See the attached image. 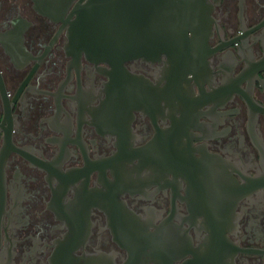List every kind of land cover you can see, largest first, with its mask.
<instances>
[{
  "label": "flooded vegetation",
  "instance_id": "flooded-vegetation-1",
  "mask_svg": "<svg viewBox=\"0 0 264 264\" xmlns=\"http://www.w3.org/2000/svg\"><path fill=\"white\" fill-rule=\"evenodd\" d=\"M207 1L0 0V264H264V0Z\"/></svg>",
  "mask_w": 264,
  "mask_h": 264
},
{
  "label": "water",
  "instance_id": "water-1",
  "mask_svg": "<svg viewBox=\"0 0 264 264\" xmlns=\"http://www.w3.org/2000/svg\"><path fill=\"white\" fill-rule=\"evenodd\" d=\"M150 1H154V2L156 1L158 3L164 4V8H159V10L173 11V18H172L173 24H170V28L173 29V35L175 40H177L176 38L179 39L181 38L182 35L187 34L188 31L190 32L191 35H198V34L202 35L207 33V23H205V25H202V23H196V22L194 23L192 21L189 23L187 22V19L196 20L198 13L200 20L204 21L205 15L203 14L202 10L203 7L205 9L206 5L208 4L207 0H150ZM85 6H83L82 10L86 9ZM207 11L208 9H206L205 11L206 15H207ZM85 14L86 11L83 12V15L81 16L83 18H81L82 20L78 22L79 23L78 27L84 28V34H85V30H87L88 31L87 35H89V32L91 31V34L94 33L93 37L96 38V36L97 37L99 36L97 40L101 41L102 40L101 36L103 35L104 27H105L104 24L101 25L102 21L99 22L97 20L98 17H96V15L91 13L89 16H86ZM87 39L88 37L87 38L83 37V40L85 41L82 42L88 43ZM103 43L104 41H101V42H97L96 44L102 46ZM210 236L211 238L209 241L207 236L202 241L206 243L201 244L196 248L192 249L191 251L192 258L187 260L186 264H235L231 256L224 255L222 249L217 244V241L213 242V244L211 243L213 240H217L218 234L213 232L211 233Z\"/></svg>",
  "mask_w": 264,
  "mask_h": 264
}]
</instances>
